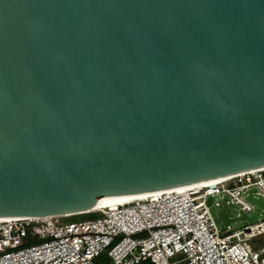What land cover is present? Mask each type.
<instances>
[{
  "label": "water",
  "instance_id": "95a60500",
  "mask_svg": "<svg viewBox=\"0 0 264 264\" xmlns=\"http://www.w3.org/2000/svg\"><path fill=\"white\" fill-rule=\"evenodd\" d=\"M260 170L264 0H0V219Z\"/></svg>",
  "mask_w": 264,
  "mask_h": 264
},
{
  "label": "built area",
  "instance_id": "2783aa9c",
  "mask_svg": "<svg viewBox=\"0 0 264 264\" xmlns=\"http://www.w3.org/2000/svg\"><path fill=\"white\" fill-rule=\"evenodd\" d=\"M93 213L0 221V264H264V171Z\"/></svg>",
  "mask_w": 264,
  "mask_h": 264
},
{
  "label": "bare ground",
  "instance_id": "6f19581e",
  "mask_svg": "<svg viewBox=\"0 0 264 264\" xmlns=\"http://www.w3.org/2000/svg\"><path fill=\"white\" fill-rule=\"evenodd\" d=\"M260 171H264V170H260ZM250 174L253 172H249ZM244 174H240L238 176H242ZM238 176H234V177H238ZM234 177H230V178H234ZM230 178H223V179H217L214 181H210V182H206V183H202V184H198V185H194V186H189V187H184V188H179V189H174V190H169V191H163V192H157V193H151V194H145V195H139V196H131V197H105L102 198L101 202H100V207L97 208V210H102L105 208H114L116 206H120V205H124V204H128L134 201H138V200H145L148 198H157L158 196H160L161 194L164 193H169V192H185L188 190H197L200 188H203L205 186H208L211 183L214 182H220V181H225L228 180ZM9 219H49V218H8V219H0V221H4V220H9Z\"/></svg>",
  "mask_w": 264,
  "mask_h": 264
},
{
  "label": "rangeland",
  "instance_id": "374dc122",
  "mask_svg": "<svg viewBox=\"0 0 264 264\" xmlns=\"http://www.w3.org/2000/svg\"><path fill=\"white\" fill-rule=\"evenodd\" d=\"M231 212L233 214V216H235L236 214V207H231ZM249 218V221L248 223H252L254 220L250 219V216L248 217ZM244 226V222H239V223H236V224H232V228L233 229H238L240 227ZM219 229H221V226H219ZM95 264H110L108 259L106 258L105 254H102L99 258H97L95 260Z\"/></svg>",
  "mask_w": 264,
  "mask_h": 264
},
{
  "label": "trees",
  "instance_id": "16d2710c",
  "mask_svg": "<svg viewBox=\"0 0 264 264\" xmlns=\"http://www.w3.org/2000/svg\"><path fill=\"white\" fill-rule=\"evenodd\" d=\"M97 216H98L97 213L90 212V213H87V214L70 216V217L65 218V220L66 221H79V220H85V219H94Z\"/></svg>",
  "mask_w": 264,
  "mask_h": 264
}]
</instances>
